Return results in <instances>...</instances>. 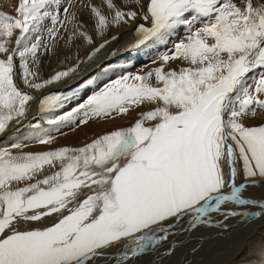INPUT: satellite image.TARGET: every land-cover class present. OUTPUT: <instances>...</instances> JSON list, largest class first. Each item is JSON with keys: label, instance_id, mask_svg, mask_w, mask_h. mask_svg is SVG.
I'll return each instance as SVG.
<instances>
[{"label": "snow or ice", "instance_id": "1", "mask_svg": "<svg viewBox=\"0 0 264 264\" xmlns=\"http://www.w3.org/2000/svg\"><path fill=\"white\" fill-rule=\"evenodd\" d=\"M101 3L107 14L95 3L82 5L101 38L138 16L151 25L137 29L139 44L162 41L180 28L187 35L160 57L161 66L123 75L67 113L48 118V127L34 124L24 139L50 145L51 133L63 127L154 106L131 127L83 147L20 155L0 149V264H98L121 245L119 264H138L130 258L153 248L159 255L173 225L196 227L222 206L225 220L264 219V203L249 195L257 185L264 188V124L246 123L264 114V0ZM74 8L73 0H17L15 16L0 12V133L19 123L34 99L16 82L17 57L20 78L36 90L75 71L36 82L39 74L29 61L38 67L41 48L51 50L44 31L55 41L73 24L69 40L95 45ZM173 61L184 66L166 70ZM41 105L49 110V101ZM26 146L21 141L11 147ZM46 168L58 170L37 179ZM45 218L52 223L32 226ZM173 255L175 250L168 251L160 264ZM249 255L254 259L245 264H264V235Z\"/></svg>", "mask_w": 264, "mask_h": 264}, {"label": "rangeland", "instance_id": "2", "mask_svg": "<svg viewBox=\"0 0 264 264\" xmlns=\"http://www.w3.org/2000/svg\"><path fill=\"white\" fill-rule=\"evenodd\" d=\"M95 3L97 7H100L105 14H107V10L105 7L102 6L101 0H85V1H75L73 0V3L75 4V8L72 9V11L76 12L77 15V20L80 23L84 24V29L85 31L88 32L89 35H92L94 40H95V45H88L86 42H84L81 39H72L69 40V37L72 35V29H73V24H68L66 29L61 30V37H58L55 41L49 40L47 38V33L46 31L43 32L44 36V43L50 45L51 50H47L44 48H41V51L38 53V67L36 65H32L31 61H29L30 66L32 67L33 71H37L39 74V79L36 82L42 83L47 79H50L52 76H54L57 72H62V71H69L70 69H75L74 72H70V75L64 79H62L59 82H55L53 84L47 85L45 88H42L40 90L32 89L29 88L27 85L24 84L23 80L20 78V68H19V58H16V82L17 84L22 83V85L30 89L31 91L38 93V96H34V99L36 97L39 98L37 106H36V112L32 113L31 112V119L30 121L26 123L22 127L17 128V130H13L12 132L8 131V136L0 141V149L3 148H9L13 152L14 155H20L22 153H40L44 151H52L56 150L61 147H68V148H77V147H83L87 143H91L94 139L99 138L100 136L107 134L108 132L117 130V129H122V128H128L131 127L136 120L140 119L141 113L147 110H151L152 107L154 106H148V105H142L140 108H133L129 111L127 115L120 116L113 114V117L108 118V119H96L93 121H90L87 125H80L79 127H76L75 125L71 126H66L61 128L60 132H52L51 135L54 136L53 143L50 145H41L35 142H29L26 140H23L25 137L30 135V133L33 131V125L36 123L41 124L43 127H48L46 124V120L48 118L62 115L70 111L72 108L76 107L80 103H83L84 101L87 100L88 97L91 95H94L95 93L99 92L101 89H103L107 84L115 81L116 79H119L122 77L120 74H111L109 76H106L104 74L105 71L108 70V67L104 68L102 71H100L98 74L95 75H90V71L92 70V67L96 64H100L97 62L106 60L110 54L112 53L111 50V45L116 43L115 41L117 40V43H121L120 36L124 34H129L128 39L131 41L129 44V47L126 48V50L129 52L131 51H138L140 49H144V45L147 44L148 42L152 40L146 41L144 44H139V33L137 29L139 28L140 25H143L145 28L150 27L151 25L149 24L148 21H145L142 19L140 16H138L137 23L135 24V27L131 29V31H126L125 28H130V26L133 24L129 25H124L122 27L116 28L113 27L109 33L106 34L104 38H101L94 30V24L95 21L94 19L90 18V12L89 10H86L87 8H83L82 5L85 3L89 2ZM15 2V3H14ZM12 4V1L7 2L6 4V9L5 14L13 15L15 16V8L17 5V0L14 1ZM117 4L123 5L124 0H116ZM11 7V8H10ZM10 11H9V10ZM125 11L128 9L125 7ZM139 11L138 9H136ZM8 11V12H7ZM182 29V28H180ZM117 39L113 40L112 36L119 35ZM100 39V42H103L105 39L110 40L107 44H109L108 47H105L101 49L100 52L94 53L93 55H90L91 51L95 49V47H98L96 44V40ZM179 40L178 42H180ZM106 44V45H107ZM14 47V44H10L9 48L11 49ZM127 47V46H126ZM173 47L167 48L168 51L167 53L170 52V50ZM120 50L119 45L114 47V52L117 56V52ZM133 53V52H131ZM162 53L158 55V58L155 60V64H150L153 65L151 67H144L142 71H139L140 74L146 73L150 70L155 69L156 67L161 66L162 61L160 60V57L164 55ZM131 56L129 55L130 58ZM0 58H3L0 56ZM161 62V63H159ZM153 63V62H149ZM93 64V65H92ZM105 66L106 63H103ZM184 65L181 64L179 61H173L170 62L169 65L166 67V70H171V69H179L180 67H183ZM82 67V69H81ZM139 67H143V65H139ZM138 67V68H139ZM88 69V70H87ZM135 70V69L130 66L128 70ZM141 70V69H140ZM90 72V73H89ZM18 73V74H17ZM102 73V74H100ZM138 74L137 72H130L128 71L127 73L125 72L124 75H135ZM73 76L74 78L71 81H68L70 76ZM88 75V76H87ZM90 75V76H89ZM19 78H18V77ZM87 76V77H86ZM250 77H253V74H249ZM82 80H85L81 83ZM22 81V82H21ZM64 81V83H63ZM78 84L76 85V83ZM154 82V81H153ZM254 82V77L253 79H249L248 83L251 84ZM63 83V84H61ZM69 83V87L67 90H61L58 86H62L64 84ZM20 84V89L23 92H26L28 94H31V91H27L25 88ZM79 85V86H78ZM19 86V85H18ZM52 87H57L56 89H60L59 92H47L49 89H55ZM73 89V90H72ZM33 95V94H31ZM33 99V101H34ZM49 101V110L44 111L42 109L41 101ZM33 101L30 102V105L33 104ZM30 108V107H29ZM154 123V122H152ZM246 123L248 126H260L264 124V114H258L255 117H250ZM6 132V131H5ZM2 133H0L1 135ZM4 135V134H3ZM2 135V136H3ZM1 136V137H2ZM23 141L24 143L27 144L26 147H23L22 149H14L11 146L14 143H19ZM58 170V169H49L46 168L44 173H41V175L37 179H42L44 175H50L53 171ZM32 182H35L32 181ZM255 186L257 190H260ZM255 188L251 190L255 191ZM258 192V191H257ZM256 198V197H255ZM226 209L223 208L220 212L217 213H212L211 214V222L208 221V223L197 225L198 227L196 228V233L191 235L190 237H182V238H176L178 241L180 239L184 240L180 243H172L170 244L171 247L169 246H164L166 244H163V249L160 252L163 251H172L175 250V255L171 256L173 259H176L174 261V264H192L195 261L201 260L204 255L200 254L198 249V246L200 245L199 239L204 233L205 230H207L210 226V224L213 221H224L225 219L223 218L224 212ZM234 219L229 217L226 222ZM52 223V220L49 218H45L44 221L42 222H35L33 227H44L46 225H50ZM38 225V226H37ZM25 228H28L29 225H24ZM235 229V227H233ZM178 230L182 231L180 233V236L183 231V228H179ZM206 235V234H205ZM208 236V235H206ZM206 237L202 238L205 239ZM208 239L211 240L210 237H207ZM201 240V243H203ZM212 241V240H211ZM231 242V241H229ZM228 243V242H227ZM226 244V243H225ZM180 245L182 248H178L177 246ZM198 245V246H197ZM185 247V248H184ZM189 247H192L191 249ZM189 249V250H188ZM121 250V251H120ZM188 250V251H187ZM123 247L115 248L111 251V254L108 256L107 260H99L98 264L101 262H104V264H118V260L116 257L122 254ZM187 251V253H186ZM197 251V253H196ZM151 252V253H150ZM185 252V253H184ZM157 253V251H154V248L151 249V251L145 252L144 254H140L142 258H130V259H138V264H144L145 261H147V258H151V256H154V254ZM151 254V255H150ZM193 254V255H192ZM236 252L234 251L233 255H235ZM192 255V256H191ZM195 255V256H194ZM232 255V256H233ZM177 256V258H176ZM230 256V257H232ZM111 257L113 259H111ZM170 257V258H171ZM199 257V258H198ZM198 258V259H196ZM229 259V258H228ZM112 260H115L116 263H113ZM114 261V262H115ZM192 261V262H191ZM222 263V262H221ZM127 264V262H126Z\"/></svg>", "mask_w": 264, "mask_h": 264}, {"label": "bare ground", "instance_id": "3", "mask_svg": "<svg viewBox=\"0 0 264 264\" xmlns=\"http://www.w3.org/2000/svg\"><path fill=\"white\" fill-rule=\"evenodd\" d=\"M10 1H12V4H14L15 3L14 1H16V0H0V12L4 13L5 10H7L6 9V5H7L6 3L10 2ZM75 1H78V0H75ZM80 1H85V0H79V2ZM14 8H15V6H14ZM86 10H88V9H86ZM136 23L137 22L133 23L130 26V28H125L126 31L130 32L132 27L133 28L135 27ZM62 34H64V33H62ZM120 35L121 34L116 35V37L118 38V36H120ZM128 35L129 34H124V35L120 36L121 43H117V40H116L115 41L116 43L111 45L112 53L110 54V56L106 60L97 62L100 64H96L92 67V70L90 71L91 73L89 72L90 75L96 76V74H98L100 71H102L106 67H108V70L104 72V74L106 76H109L111 74H120L121 76H123L124 73L125 72L127 73L128 71H130V72L132 71L134 73L137 72L138 74H140L139 71H142V69L144 67L153 66L150 64H155L154 63L155 60L158 58V55H160L162 53V51L164 53H167L166 52V51H168L167 48L173 47L174 44L177 43L179 40L184 39L185 36L187 35V33L183 28L178 29L175 32H173L171 35L166 36L162 41L152 40V41H150L144 45V49H140L138 51H136V50L131 51L133 53H131V52L128 53V51L126 50V48H128L129 44L131 43V41H129V39H128V37H129ZM111 40L112 39L107 40V41L109 42ZM100 41H101L100 39L96 40V44L98 46L100 43L104 42V41L103 42H100ZM118 45H119L120 50H118L117 56H116V54L114 52V47H116ZM108 46H109V44H107L105 47H108ZM129 55L131 57L127 58V57H129ZM149 62H153V63H149ZM103 63H106L105 66H103L104 65ZM159 63H161V62H159ZM139 65H143V67H139ZM130 66H132L134 69L136 67L137 69H135V70L129 69L128 70V68ZM81 69H82V67H81ZM100 74H102V73H100ZM83 81H85V80H82L81 83ZM63 83H64V81H63ZM63 83H61V84H63ZM20 84L22 85V83H20ZM20 84H18L19 87H20ZM77 84H78V82L76 83V85ZM69 85L70 84L67 83V84L60 86L59 88L61 90L62 89L67 90ZM25 87L23 86L21 88H25ZM52 88H55V89H49L46 91V93L47 92L49 93V92H59L60 91L59 88L56 89L57 87H52ZM25 89L27 91L28 90L31 91L30 89H27V88H25ZM33 91H31L32 92L31 94H33V97L38 96V93H35ZM38 100H39L38 97H36L34 99L33 104H31L30 108L28 109L29 112L30 111H32V113L36 112V106H37ZM30 114H31V112H30ZM22 122H25V121L22 120ZM10 132H12V131H10ZM8 133L5 132L4 135L2 137H0V140L6 138L8 136ZM23 140H25V139H23ZM258 187L257 188L260 190H257L255 188V191L250 192L249 195H250V197H256L257 203H264V200L259 199L262 195H264V188H262L260 185H258ZM237 208L239 209V206H237ZM210 214H212V212H210ZM231 218L234 219V222L232 219L228 222H226V220H224V221H213L210 224L209 228L204 231V233L200 237L201 239H199L200 245L199 246L197 245L198 248L200 247L198 249L199 253L204 255V257H202L201 260L199 259V261L193 262L192 264H245V260L254 259L253 256L249 255V249L252 248L254 245H256L258 243L260 237L262 235H264V219H261L260 217H256V216H250L249 218H244V217L239 216V215L236 217H231ZM204 220L206 221V223H208V221L211 222V215H208ZM203 224H205V223H203ZM199 225H201V224H199ZM198 226H196L193 230H191L193 227H190V223H185L182 227L183 231L184 230L185 231L180 236V233L182 231L178 230L179 228L177 226L173 225L172 228L169 230V232L165 233L166 235L169 236V239L167 241H164L161 243H162V245L166 244L164 246H170V244H172L174 242L176 244L180 243L184 240L180 239L178 241L176 238L190 237L191 235L196 233V228ZM233 227H235V229H233ZM205 234L208 236H206ZM204 237H206V238L202 240V238H204ZM207 237H210L212 241L210 239H208ZM201 240L203 243H201ZM229 241H231V242H229ZM121 247H124V246L121 245ZM177 247L182 248V247H180V245ZM189 248L191 249L192 247H189ZM154 251H157V249L154 248ZM187 251H186V253H187ZM234 251L236 252L235 255H233ZM196 253H197V251H196ZM142 254H144V253H142ZM167 255H168V251L160 252L159 255H157V253H155L154 256H151L150 259L147 258V261H145L144 264H149V261H151V264H160L161 256H167ZM230 256H232V257H230ZM176 258H177V256H176ZM198 258H196V259H198ZM111 259H113V258L111 257ZM175 260L176 259H173V257H171L169 259H166L164 261V264H174ZM112 261H113V263H116L115 260H112ZM100 264H104V262H101Z\"/></svg>", "mask_w": 264, "mask_h": 264}, {"label": "water", "instance_id": "4", "mask_svg": "<svg viewBox=\"0 0 264 264\" xmlns=\"http://www.w3.org/2000/svg\"><path fill=\"white\" fill-rule=\"evenodd\" d=\"M199 225V224H198ZM195 227H193L191 230H193Z\"/></svg>", "mask_w": 264, "mask_h": 264}]
</instances>
